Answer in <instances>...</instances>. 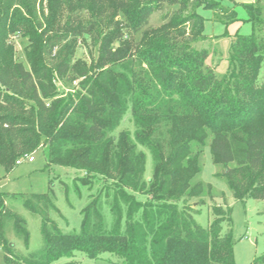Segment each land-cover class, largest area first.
Returning <instances> with one entry per match:
<instances>
[{
	"label": "trees",
	"instance_id": "1",
	"mask_svg": "<svg viewBox=\"0 0 264 264\" xmlns=\"http://www.w3.org/2000/svg\"><path fill=\"white\" fill-rule=\"evenodd\" d=\"M262 1L242 5L251 32L232 37L218 74L207 63L209 49L198 47L208 39L199 10L222 13L226 24L237 18L216 2L47 0L41 22L36 0H0V166L9 171L41 148L46 166L100 184L80 212L78 233L59 231L48 194L21 195L41 220L42 247L25 257L8 236L27 244L26 222L0 193L3 264H50L75 253L123 260L114 264H235L231 208L212 206L206 228L194 220L204 203L191 144L202 148L210 137L212 161L235 201H264ZM11 35L27 39L29 69L13 57ZM80 45L89 60L77 56ZM127 107L134 132L113 136ZM139 147L152 156L149 178Z\"/></svg>",
	"mask_w": 264,
	"mask_h": 264
},
{
	"label": "rangeland",
	"instance_id": "2",
	"mask_svg": "<svg viewBox=\"0 0 264 264\" xmlns=\"http://www.w3.org/2000/svg\"><path fill=\"white\" fill-rule=\"evenodd\" d=\"M210 1L218 3L220 8L233 10L236 13L237 20L226 24L225 17L218 11L200 9L199 12L205 19V34L221 35L220 38L226 40L236 34L247 35L251 32L252 26L245 20L246 12L242 5L251 4L252 2L247 3V0ZM46 3L47 0H42L41 2L36 0V13L41 22L48 14ZM259 8L261 17L264 19V1L259 4ZM213 12L215 13L213 14ZM151 23L153 25L158 24V17H153ZM9 40L15 60L21 62L26 69H29L24 55V48L28 46L27 39L19 35H11ZM214 42H216L215 39L206 40L202 45L204 48L206 46L214 47ZM89 49L91 50V47ZM220 51L223 52L222 49ZM220 51L216 47L214 54H211L212 59L210 60V66L212 67L216 66L218 62L216 66L218 67L216 71L218 74L224 73L227 66L226 59L220 57ZM77 56L89 60L88 49L80 45ZM258 81L264 82V60ZM57 84L60 88L62 87L60 82H57ZM61 89L64 90V93L70 90L67 86ZM120 131H127L131 134L134 132L129 107H127L119 126L112 135L116 136ZM209 143L210 137L202 148L195 143L191 144V154H197L200 166V172L193 179V183L200 182L202 184L203 193L201 200L204 203L198 209V214L194 216V220L201 227L206 228L212 220L211 207L214 205H228L231 208L234 263L264 264V201L246 199L244 202H239L233 199L225 178L220 176L223 170L222 166L212 161ZM40 149L31 154L33 156V161L31 162L24 160L9 171H5L0 166V193L8 195V206L25 220L29 232L27 244L16 238L11 231L9 232L8 237L13 242L15 251L20 257L34 254L42 247L40 217L23 206L21 195L48 194L53 200L54 207L48 212L49 218L55 223L59 231L69 234L79 232L81 223L80 212L100 188V184L92 183V187L83 184L80 180L83 176L82 173L74 169L61 166H46V160ZM139 149L146 156L144 176L149 178L153 167L151 153L146 148L139 147ZM230 166H233V164H230ZM136 196L141 200L144 199V196L140 194H136ZM193 204V207L197 206V203ZM102 214L106 228L110 231L112 218L107 204L103 205ZM122 261L120 257L110 253L102 254L95 260L89 259L81 253H75L71 258H60L50 264H114ZM0 264H3L1 249Z\"/></svg>",
	"mask_w": 264,
	"mask_h": 264
},
{
	"label": "crops",
	"instance_id": "3",
	"mask_svg": "<svg viewBox=\"0 0 264 264\" xmlns=\"http://www.w3.org/2000/svg\"><path fill=\"white\" fill-rule=\"evenodd\" d=\"M254 1L255 0H247L246 2L247 3H254ZM200 13V12H199ZM215 12H213V14H214ZM220 13V12H219ZM201 14V13H200ZM221 15H222V13H220ZM207 36H208V39L207 40H216V42H214V47H208V46H206V48L208 47V49H209V57H208V60H207V63L210 65V60L212 59V55L214 54V52H215V49H216V47H217V49L220 51V49H222L223 50V52H221L220 53V57L221 58H224V59H226V57H227V51H228V47H229V44H230V41H231V39H232V37H229L228 39H221L220 37H221V35H215V34H206ZM204 43V42H203ZM216 46V47H215ZM198 47H203V45H202V43H200L199 44V46ZM212 48V49H211ZM212 54V55H211ZM220 60V59H219ZM218 60V61H219ZM217 65H218V62L216 63ZM216 65V66H217ZM215 65L213 66L214 68H215V70L217 71V68L218 67H216Z\"/></svg>",
	"mask_w": 264,
	"mask_h": 264
},
{
	"label": "built area",
	"instance_id": "4",
	"mask_svg": "<svg viewBox=\"0 0 264 264\" xmlns=\"http://www.w3.org/2000/svg\"><path fill=\"white\" fill-rule=\"evenodd\" d=\"M42 0H40V2H41ZM24 160H28L29 162H31V161H33V156L32 155H29V156H24V157H22L21 159H19V160H17L16 161V164L17 165H19V164H21Z\"/></svg>",
	"mask_w": 264,
	"mask_h": 264
}]
</instances>
